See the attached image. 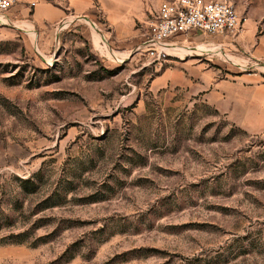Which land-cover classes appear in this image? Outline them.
I'll return each mask as SVG.
<instances>
[{
  "label": "rangeland",
  "instance_id": "1",
  "mask_svg": "<svg viewBox=\"0 0 264 264\" xmlns=\"http://www.w3.org/2000/svg\"><path fill=\"white\" fill-rule=\"evenodd\" d=\"M162 1L0 17V264H264V134L173 84L264 78V0H224L236 37L154 61L137 47Z\"/></svg>",
  "mask_w": 264,
  "mask_h": 264
},
{
  "label": "crops",
  "instance_id": "2",
  "mask_svg": "<svg viewBox=\"0 0 264 264\" xmlns=\"http://www.w3.org/2000/svg\"><path fill=\"white\" fill-rule=\"evenodd\" d=\"M38 1L16 0L14 7L2 18L8 14L10 16V13L14 17H24L32 3H34L33 20L36 22L53 20L64 12L46 2L43 4ZM205 1L226 2L224 0ZM28 23L31 22L27 21L26 24ZM220 38L229 39L228 37ZM257 45V55H264V34L259 37ZM188 76L187 80L184 71L175 73L173 75L174 86L185 87L193 96L202 97L206 105L247 133L264 134V78L260 74L236 73L234 76L219 78L216 73L214 74L203 66H189Z\"/></svg>",
  "mask_w": 264,
  "mask_h": 264
},
{
  "label": "built area",
  "instance_id": "3",
  "mask_svg": "<svg viewBox=\"0 0 264 264\" xmlns=\"http://www.w3.org/2000/svg\"><path fill=\"white\" fill-rule=\"evenodd\" d=\"M16 0H0V17L6 15ZM34 6V3L31 4ZM242 22L235 8L227 2L205 0H164L154 15L144 40L137 47L154 61H164L168 53L162 45L199 35L237 36Z\"/></svg>",
  "mask_w": 264,
  "mask_h": 264
},
{
  "label": "bare ground",
  "instance_id": "4",
  "mask_svg": "<svg viewBox=\"0 0 264 264\" xmlns=\"http://www.w3.org/2000/svg\"><path fill=\"white\" fill-rule=\"evenodd\" d=\"M0 22H3V19L1 18L0 19ZM26 26H29L28 24H26V23H24ZM29 27H31V26H29ZM96 39L98 40V38H97V35H96ZM96 40V41H97ZM162 48L167 52L168 51V53L169 54H175V53H181V51H188L185 47L183 48V47H179V46H177V44L176 43H170V42H167V43H165V44H163L162 45ZM190 51V50H189ZM193 51V50H192ZM195 51V50H194ZM111 55V54H110ZM180 56V55H179Z\"/></svg>",
  "mask_w": 264,
  "mask_h": 264
}]
</instances>
